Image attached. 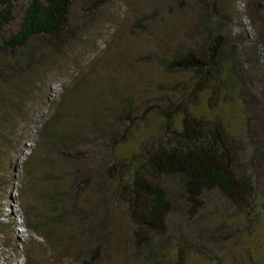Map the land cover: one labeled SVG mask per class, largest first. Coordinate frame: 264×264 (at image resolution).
I'll list each match as a JSON object with an SVG mask.
<instances>
[{"label": "trees", "instance_id": "trees-1", "mask_svg": "<svg viewBox=\"0 0 264 264\" xmlns=\"http://www.w3.org/2000/svg\"><path fill=\"white\" fill-rule=\"evenodd\" d=\"M19 1L0 0V107L6 103L3 92L21 79L41 77L42 67L81 37L80 22L109 2L88 0L76 12L78 0H30L16 31L5 37ZM175 1L161 19L188 6L196 21L169 57L157 58L174 79L140 83L139 90L149 95L141 101L116 88L113 97L105 96L112 108L90 115L75 134L59 112L45 118L23 162L24 195L41 204L25 206L23 224L8 214L0 222L11 239L14 224L29 221L53 253L75 243L72 257L83 264H99L111 250L147 264H181L191 255L223 264L219 252L227 244L240 246L252 242L253 233L264 235V0H237L234 7L221 0ZM157 9L150 13L153 20ZM84 83L94 90L91 80ZM65 107L70 117V105ZM224 107L233 115L226 117ZM242 116L236 130L231 119ZM133 136L135 150L117 155ZM88 142L100 146L97 159L80 152ZM0 173L2 194L16 180ZM219 197L230 202L232 212L218 206ZM118 211L129 226L126 249L114 239ZM171 215L178 219L172 235ZM19 240H11L13 251L27 248V239ZM249 249L245 264L254 262ZM26 255L29 262L48 264L40 254Z\"/></svg>", "mask_w": 264, "mask_h": 264}, {"label": "rangeland", "instance_id": "rangeland-1", "mask_svg": "<svg viewBox=\"0 0 264 264\" xmlns=\"http://www.w3.org/2000/svg\"><path fill=\"white\" fill-rule=\"evenodd\" d=\"M29 1H19L17 18L4 31L5 37L18 28L21 13ZM87 1H76L74 11L80 12V6L88 5ZM221 1L222 5L227 7L237 4V0ZM175 4L174 0H109L106 4L96 7L80 22L78 30L81 37L72 47L65 49V53L51 65L43 66L41 77L38 75L39 78L30 83L21 79L10 92H3L6 103L0 107V131L4 132L0 137V171L4 176L11 175L16 182L9 191L7 186L2 187L0 222L6 221L8 214L17 216L16 222L23 224L26 222L25 206L41 204L24 195L23 162L39 140L37 132L41 131L45 118L59 112L61 117L64 116L62 122L68 123V130L75 134L90 115L106 113L105 109L111 107V104L105 96L113 97L116 88L133 96L135 101H141L149 95L139 90L140 83L156 84L174 79L173 75L164 73L157 58L169 57L171 48L180 42L184 31L196 21L195 12L188 6L180 11L173 7L177 13L172 12L166 20L161 19L166 17L168 6ZM155 6L158 12L153 20L150 13L155 10ZM85 80H91L94 90L83 87ZM75 87L78 88V93L74 90ZM67 105H70V117L64 114ZM223 109L226 117L233 115L228 107ZM231 120L236 130L244 122L243 116ZM137 144V138L131 137L119 147L117 155L121 157L130 154ZM99 148L96 142H88L80 146V152L90 151L97 159ZM39 184L49 188L45 183ZM215 202L224 212H232L231 204L225 198L219 197ZM176 222L177 215H171L168 222V233L171 235L175 232ZM27 224L30 226L17 227L15 223L12 239L0 226V264H38L33 262L34 260L28 261L27 252L32 259H36L40 254L48 264H83L81 260L74 262L72 257L75 243L67 249L53 253L45 244L47 240L41 235V229L34 230L33 223L29 221ZM113 224L118 231V237H114L115 242L126 249L124 241L129 226L122 211H118ZM253 235L254 241L250 239V244H227L224 249L218 251L223 258V264H245L244 258L249 248L252 254H255L253 264H264V235ZM18 237L27 239V248L18 245L17 251H13L14 245L10 242H19ZM114 252L115 250H111L112 256L109 257L102 254L99 264H115L116 259L117 264H147L143 261L137 262L133 258L126 260L127 251L118 253L117 256ZM199 260L196 256H186V261L181 264H206ZM162 261L163 258L157 259V263ZM169 264L177 263L174 261Z\"/></svg>", "mask_w": 264, "mask_h": 264}, {"label": "clouds", "instance_id": "clouds-1", "mask_svg": "<svg viewBox=\"0 0 264 264\" xmlns=\"http://www.w3.org/2000/svg\"><path fill=\"white\" fill-rule=\"evenodd\" d=\"M21 227V226H20Z\"/></svg>", "mask_w": 264, "mask_h": 264}]
</instances>
